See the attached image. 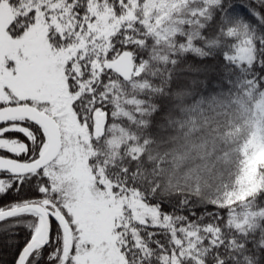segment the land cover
Instances as JSON below:
<instances>
[{"label": "snow or ice", "instance_id": "obj_1", "mask_svg": "<svg viewBox=\"0 0 264 264\" xmlns=\"http://www.w3.org/2000/svg\"><path fill=\"white\" fill-rule=\"evenodd\" d=\"M0 234L12 264H264V0H0Z\"/></svg>", "mask_w": 264, "mask_h": 264}, {"label": "trees", "instance_id": "obj_2", "mask_svg": "<svg viewBox=\"0 0 264 264\" xmlns=\"http://www.w3.org/2000/svg\"><path fill=\"white\" fill-rule=\"evenodd\" d=\"M247 0H233V3L240 4L246 3ZM6 237L0 234V264H12L14 258V249H9L4 246V240Z\"/></svg>", "mask_w": 264, "mask_h": 264}]
</instances>
